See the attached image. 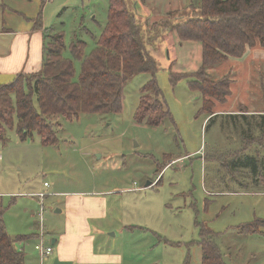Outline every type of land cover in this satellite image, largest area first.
<instances>
[{
    "label": "rangeland",
    "instance_id": "1",
    "mask_svg": "<svg viewBox=\"0 0 264 264\" xmlns=\"http://www.w3.org/2000/svg\"><path fill=\"white\" fill-rule=\"evenodd\" d=\"M124 3L144 26V51L158 63L155 80L171 120L156 127L134 120L140 90L151 78L146 73L125 84L120 113L81 114L72 122L55 117L56 145H42L36 133L20 140L14 119L13 128H5V143L0 141V210L7 233L14 237L34 232L38 213L46 227L54 224L60 216L54 211L64 199L57 194L103 192L110 193L112 213L132 224L131 230L115 234L119 223L109 219L105 223L112 229L102 228L100 236L122 254V264H201L196 244L200 227L220 233L216 241L225 264H264V234L234 229L253 220L251 208L258 197L240 203V197L221 194L227 191L223 179H244L252 185L246 172L226 167L230 160L243 153L264 155V140L258 142L262 130L256 124L257 116L264 114V50L246 48L240 58L207 69L212 79L227 78L230 91L224 100L215 101L216 115L209 119L202 96L188 86L189 77L171 83L173 75L198 69L201 44L154 26L161 20L197 18L200 0ZM107 7L108 0H0V32L23 30L40 16L43 30L63 34L62 56L72 62L76 81L81 62L72 58L70 46L84 42L85 54L95 47L107 22ZM10 39L0 35V51ZM2 78L0 84L12 80ZM252 109L259 112L242 121L240 115ZM226 114L238 118L233 121ZM247 122L251 130L243 135ZM39 193L44 197L36 196ZM263 203L255 209L261 210ZM255 214L264 218L262 211Z\"/></svg>",
    "mask_w": 264,
    "mask_h": 264
},
{
    "label": "trees",
    "instance_id": "2",
    "mask_svg": "<svg viewBox=\"0 0 264 264\" xmlns=\"http://www.w3.org/2000/svg\"><path fill=\"white\" fill-rule=\"evenodd\" d=\"M124 1L108 0L107 22L88 54L84 53V42L71 44L72 58L81 62L76 81H73L72 62L62 56L63 34L52 29L43 30L41 68L36 72L20 73L11 81L0 84L2 144L5 143V128H13L14 119L20 140L36 133L40 143L47 146L58 143L54 128L57 124L53 120L57 116L72 122L81 114L120 113L123 88L131 77L140 73L149 74L151 78L140 90L134 120L152 127L161 125L166 119L171 120L155 80L158 63L144 51V26L125 8ZM199 4L197 18H175L172 22L161 20L154 26L161 32L175 33L182 41L201 44L198 69L191 74L173 75L171 83L189 77V88L200 93L202 110L210 116L215 101L224 100L230 91L227 78L215 80L206 71L230 57L240 58L246 48L264 50V0H200ZM41 25L42 19L37 16L33 26L41 28ZM227 116L233 121L238 118L234 114ZM240 117L242 121L253 118ZM257 117V127L262 130L258 140L261 145L264 140V115ZM250 130L247 122L243 135ZM226 167L243 170L250 176L252 184L264 187V155L243 153L229 161ZM260 227H264V218H255L235 229L242 234H255ZM219 236L220 233L200 227L196 244L201 248V264H225L216 241ZM20 239L8 235L0 210V264H23L24 253L15 247Z\"/></svg>",
    "mask_w": 264,
    "mask_h": 264
},
{
    "label": "crops",
    "instance_id": "3",
    "mask_svg": "<svg viewBox=\"0 0 264 264\" xmlns=\"http://www.w3.org/2000/svg\"><path fill=\"white\" fill-rule=\"evenodd\" d=\"M42 28L43 25H41V28H34L32 24L23 30L8 29L0 32L1 36L11 37L7 47L2 46L4 51H0V76L3 77L2 79H13L20 73L36 72L41 68L43 62ZM257 112H259L257 109H252L242 115L246 114V116L253 117L256 116L255 113ZM214 114L207 116V118L212 117ZM233 170L240 169L235 168ZM223 180L221 181L227 191H223L221 194L226 195V197L229 195L240 197V203L246 202L244 201L246 197H258V201L251 208L252 219L257 218L254 216L256 211H262V215H264V203L260 205L262 206L261 210L255 209V205L264 201L263 186H256L255 184L249 186L244 179L240 181L243 186H239V182H232L228 179ZM214 182L217 183L216 180ZM250 183L252 182L250 181ZM235 185L242 188H235ZM211 191V193L218 192ZM109 194L103 192L85 194L76 191L57 194V196L63 195L64 199L63 206L54 211L55 215L60 214L54 220V224L48 222L50 226L46 227L42 222L41 213H38L39 220L35 221L34 227L36 230L34 232L14 237L8 234L13 239L22 238L15 244V247L24 253L23 264H122L124 261L122 254L114 252L113 246L110 247L107 242L100 241L102 228L106 231L112 229L105 223H110L109 219L119 223L118 228L115 229V234L129 231L132 227V224L125 222L124 219L122 220L115 213H112L107 198ZM36 196H39V198L44 197L41 193L36 194ZM243 209L250 210L247 206ZM61 216L62 219H60ZM261 217L259 218L263 219ZM115 234L110 233L108 236H114ZM255 234H264V227ZM38 244L43 247H51V253L41 255L35 249V245ZM28 248L32 249L31 253L26 250Z\"/></svg>",
    "mask_w": 264,
    "mask_h": 264
},
{
    "label": "built area",
    "instance_id": "4",
    "mask_svg": "<svg viewBox=\"0 0 264 264\" xmlns=\"http://www.w3.org/2000/svg\"><path fill=\"white\" fill-rule=\"evenodd\" d=\"M35 249L41 254V255H47L51 253V247H43L42 245L38 244L35 245Z\"/></svg>",
    "mask_w": 264,
    "mask_h": 264
}]
</instances>
